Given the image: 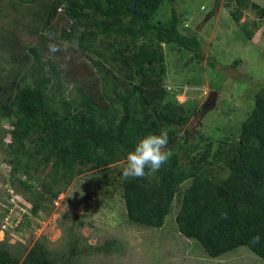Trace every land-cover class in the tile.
Here are the masks:
<instances>
[{"label":"trees","instance_id":"16d2710c","mask_svg":"<svg viewBox=\"0 0 264 264\" xmlns=\"http://www.w3.org/2000/svg\"><path fill=\"white\" fill-rule=\"evenodd\" d=\"M165 1L170 18L155 22ZM49 2L44 16L22 27L38 33L41 49H28L33 60L15 92L6 93L14 71L0 75V119L11 126L4 146L10 157L9 184L27 195L32 214L55 200L74 178L94 170L101 174L98 182L121 191L131 224L161 229L175 205L178 233L208 258L244 247L264 261V88L254 94L237 136L218 140L216 150L211 141L201 146L184 127L203 106L194 110L190 103H178L165 85L162 45L185 51L197 61L203 58L198 34L182 23L184 15L177 12L174 0ZM226 6L237 24L245 10L255 13L253 30L247 29L248 22L241 24L242 35L251 41L259 21L264 22V8L251 0H228ZM58 13L68 20L59 30L51 24ZM16 31L4 34L1 43L20 48ZM48 33L70 44L68 59L64 52H49ZM83 54L86 59L80 60ZM196 81L191 85H199ZM68 84L73 86L66 94ZM161 128L169 133L172 155L167 164L151 180L122 179L123 167L111 166H125L138 140ZM213 166L227 171L226 177H219ZM257 234L261 240L253 245L250 241ZM119 250L116 240L89 247L78 236H71L65 252L56 256L40 242L24 255L0 243V264H79L91 253Z\"/></svg>","mask_w":264,"mask_h":264},{"label":"rangeland","instance_id":"374dc122","mask_svg":"<svg viewBox=\"0 0 264 264\" xmlns=\"http://www.w3.org/2000/svg\"><path fill=\"white\" fill-rule=\"evenodd\" d=\"M227 2L174 0L175 9L184 15L182 23L188 25L189 32L198 34L201 60L175 47L162 45L167 89L178 103H190L194 110L205 106L200 114L190 117L184 129L201 146L211 141L213 150L218 140L231 134L237 136V128L253 107L254 94L264 88V22L259 21L253 39L247 41L241 33V24L248 22L247 29L253 30L251 22L256 19L255 13L245 10L237 24L232 20ZM251 2L264 8V0ZM49 5V0H0V75L10 68L14 71V77L6 84V93L16 91L24 69L33 60L28 49H41L36 44L38 33L32 35L29 28L22 27L32 18L44 16ZM19 15L26 19L16 21L14 18ZM170 15V5L165 1L155 13L154 21L166 23ZM51 24L59 30L67 27L68 20L60 13ZM13 29L18 30L16 41L20 48L16 47L17 50L1 43V37ZM85 55H80L79 59L85 60ZM236 61L240 64L235 65ZM194 78L199 85H191ZM72 86L66 85V94ZM212 93L215 95L209 101ZM10 129L9 121L0 119V243H5L11 253L24 255L40 242L54 256L61 255L69 238L78 236L89 247L116 240L120 248L119 252L111 254L91 253L82 257L79 264H264L244 247L218 259L208 258L195 242L178 233L174 222L175 205L161 229L131 224L127 221L121 191L98 182L101 174L94 170L74 178L61 188L55 200H48L43 209L32 214L27 195L18 193L9 184L10 157L4 146L10 141ZM200 136L206 140L202 141ZM111 167L124 165L120 162ZM214 170L219 177L227 175L220 166H213ZM19 178L24 180L22 175Z\"/></svg>","mask_w":264,"mask_h":264},{"label":"clouds","instance_id":"9594fccd","mask_svg":"<svg viewBox=\"0 0 264 264\" xmlns=\"http://www.w3.org/2000/svg\"><path fill=\"white\" fill-rule=\"evenodd\" d=\"M188 26V25H187ZM48 50L51 54L64 52L68 59V49L70 44L67 42H57L55 33H48ZM63 67V66H62ZM169 133L167 128H161L158 133L150 132L138 140L133 150L126 155V165L122 169V179L151 180L162 166L167 164L172 152L168 148ZM261 240L260 235L252 237L250 243L255 245Z\"/></svg>","mask_w":264,"mask_h":264},{"label":"water","instance_id":"95a60500","mask_svg":"<svg viewBox=\"0 0 264 264\" xmlns=\"http://www.w3.org/2000/svg\"><path fill=\"white\" fill-rule=\"evenodd\" d=\"M214 95H215V93H212V94H211V98H210L209 101H211V100L213 99ZM209 101H208V102H209ZM205 105H206V104H205ZM204 109H205V106L203 107V110H204Z\"/></svg>","mask_w":264,"mask_h":264}]
</instances>
